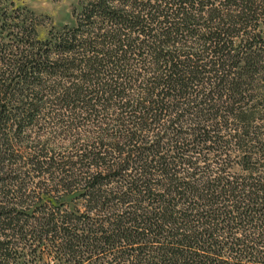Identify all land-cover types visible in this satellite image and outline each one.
Listing matches in <instances>:
<instances>
[{
	"label": "trees",
	"instance_id": "1",
	"mask_svg": "<svg viewBox=\"0 0 264 264\" xmlns=\"http://www.w3.org/2000/svg\"><path fill=\"white\" fill-rule=\"evenodd\" d=\"M74 10L0 0V264H264V0Z\"/></svg>",
	"mask_w": 264,
	"mask_h": 264
},
{
	"label": "rangeland",
	"instance_id": "2",
	"mask_svg": "<svg viewBox=\"0 0 264 264\" xmlns=\"http://www.w3.org/2000/svg\"><path fill=\"white\" fill-rule=\"evenodd\" d=\"M16 7L34 13L37 21L38 37L45 39L53 29H59L65 24H72L73 9L78 11L87 0H13ZM257 33L264 37V18ZM264 78V77H263ZM257 91L264 88V79L255 82Z\"/></svg>",
	"mask_w": 264,
	"mask_h": 264
}]
</instances>
